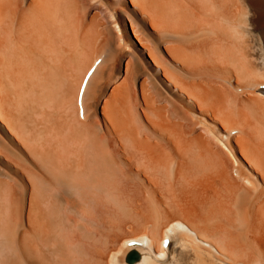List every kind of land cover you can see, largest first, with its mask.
Instances as JSON below:
<instances>
[{
    "label": "bare ground",
    "instance_id": "6f19581e",
    "mask_svg": "<svg viewBox=\"0 0 264 264\" xmlns=\"http://www.w3.org/2000/svg\"><path fill=\"white\" fill-rule=\"evenodd\" d=\"M0 264H264V0H0Z\"/></svg>",
    "mask_w": 264,
    "mask_h": 264
},
{
    "label": "rangeland",
    "instance_id": "374dc122",
    "mask_svg": "<svg viewBox=\"0 0 264 264\" xmlns=\"http://www.w3.org/2000/svg\"><path fill=\"white\" fill-rule=\"evenodd\" d=\"M128 251V250H127ZM123 256H125V253H124V255Z\"/></svg>",
    "mask_w": 264,
    "mask_h": 264
}]
</instances>
